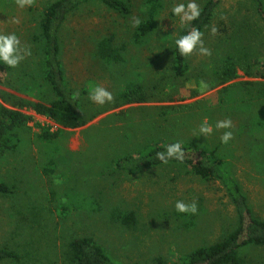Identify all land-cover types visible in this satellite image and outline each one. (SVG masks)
Instances as JSON below:
<instances>
[{
	"label": "rangeland",
	"instance_id": "obj_1",
	"mask_svg": "<svg viewBox=\"0 0 264 264\" xmlns=\"http://www.w3.org/2000/svg\"><path fill=\"white\" fill-rule=\"evenodd\" d=\"M53 1L30 0L21 8L18 0H0V34H16L21 54L31 52L6 74L15 90L2 87L5 93L48 101L51 93L40 64L42 45L36 38L42 11ZM123 1L129 14L95 2L69 15L60 31L66 83L79 99L86 125L66 129L24 110L32 117L24 143L0 159V181L11 188L9 194L0 195V247L19 256L0 264H62L63 250L77 237L93 238L123 264H147L157 257L172 261L218 241L236 219L219 184L173 164L140 174L117 169L120 155L160 139L218 146L254 216L264 220V98L249 97L242 87L218 98L222 87L209 86L221 59L232 49L227 34L218 32L220 22L233 24L241 0L224 2L220 11L224 15L219 13L202 38L210 54L204 55L198 46L187 56L188 70L182 78L175 76L173 49L186 22L172 14V7L188 0H164L155 31L139 45L133 39L136 20L146 19L145 0ZM204 1L195 0L199 7ZM247 11L239 21L250 26L249 51L264 61V48L256 43L262 37L261 22ZM103 38L122 48L123 61L97 57ZM231 40L234 43L236 37ZM239 74L234 83L262 81ZM133 83L143 86L150 100L122 106L121 96ZM91 86L105 88L112 101L103 105L92 101ZM91 117L95 118L90 121ZM223 120H230L231 128L215 127ZM205 121L213 128L207 138L199 131ZM226 131L232 133L227 144L221 139ZM177 201L195 203L197 211L179 213Z\"/></svg>",
	"mask_w": 264,
	"mask_h": 264
},
{
	"label": "trees",
	"instance_id": "obj_2",
	"mask_svg": "<svg viewBox=\"0 0 264 264\" xmlns=\"http://www.w3.org/2000/svg\"><path fill=\"white\" fill-rule=\"evenodd\" d=\"M164 0H145L146 19L139 23L134 34V42L139 45L155 31L157 17L162 10ZM226 0H205L200 5L201 14L198 19L186 24L180 29L176 39L186 35L193 29L202 33V38L209 31L212 22L218 17ZM240 1V0H239ZM241 1L243 5L241 6ZM236 10L233 24L220 22L219 33L227 34L232 45L231 53L225 55L220 65L215 69L211 90L222 87L217 94H222L234 88L246 89L249 97L264 98V61L249 51L248 33L250 26L245 21H239L243 10L252 12L260 20L262 37L257 44L264 48V1L241 0ZM245 1V2H243ZM100 3L106 8L121 15L129 14L130 7L123 0H55L42 11L39 21V36L36 38L42 45L41 71L42 80L50 90V97L45 103L33 102L27 99L5 93L2 89L11 87L6 74L11 67L0 64V159L10 152L17 151L24 143V135L28 133L27 124L32 120L24 110H32L35 114L49 118L55 124L66 129H79L86 125L79 99L66 83V75L61 61L60 31L69 15L83 6ZM246 3V6H245ZM241 7H244L241 9ZM224 15V13L222 14ZM221 13L220 16L222 17ZM260 36L261 33L259 32ZM236 37L234 43L231 38ZM248 37V39L246 38ZM262 39V40H261ZM35 40V41H37ZM244 44V48L241 44ZM97 57L107 62L119 63L124 60L122 48L115 46L111 39L103 38L97 45ZM173 68L175 76L181 78L188 70L187 56H181L176 45L173 49ZM243 77L260 79L262 81H240ZM140 84H130L122 94V106L142 105L148 103L150 97L145 94ZM219 103H221L219 101ZM163 109L168 110L167 107ZM91 117L89 120H93ZM46 135L49 133L46 132ZM165 140L151 142L149 147H140L132 153L125 152L119 156L117 169L128 174H140L149 169L173 164L206 182L217 183L228 197L235 212V223L232 230L224 233L221 238L210 244L192 249L187 254L172 261L165 257H157L147 264H264V220L256 218L241 185L226 167L220 155L218 146L200 143L182 144L183 160L171 159L163 163L156 159L157 152L166 151ZM11 192V188L0 181V195ZM133 217V213H131ZM125 220V218H124ZM62 264H123L113 260L106 249L91 237H77L67 244L63 250ZM19 260L16 252L7 247H0V263L8 260Z\"/></svg>",
	"mask_w": 264,
	"mask_h": 264
},
{
	"label": "clouds",
	"instance_id": "obj_3",
	"mask_svg": "<svg viewBox=\"0 0 264 264\" xmlns=\"http://www.w3.org/2000/svg\"><path fill=\"white\" fill-rule=\"evenodd\" d=\"M30 3V0H18L19 7L23 8ZM172 14L180 18L181 23L192 22L199 18L201 10L195 0H188V3H177L172 7ZM136 24H139V20H136ZM216 29H213L215 33ZM176 48L179 50L181 56H190L199 46L201 53L209 55L208 49L203 47L202 33L199 30L193 29L186 35L181 36L175 40ZM26 55H31L30 51L25 50L23 55L21 54L20 40L16 34L2 35L0 34V64L7 65L8 67L15 68L20 61ZM90 99L98 104L103 105L105 102L112 101L113 97L110 92L100 86L90 87ZM230 120H223L216 123L217 129H228L231 128ZM200 133L203 137L211 135L213 128L207 124L200 127ZM232 138V133L226 131L222 136V142L227 144ZM184 150L182 149L181 143L177 142L169 144L166 147V151L157 152L156 159L168 163L171 159L183 160ZM175 208L179 213H195L197 206L195 203L191 205L185 204L183 201H177Z\"/></svg>",
	"mask_w": 264,
	"mask_h": 264
}]
</instances>
